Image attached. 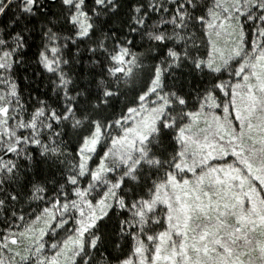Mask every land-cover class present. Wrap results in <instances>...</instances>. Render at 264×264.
<instances>
[{"label":"snow or ice","instance_id":"obj_1","mask_svg":"<svg viewBox=\"0 0 264 264\" xmlns=\"http://www.w3.org/2000/svg\"><path fill=\"white\" fill-rule=\"evenodd\" d=\"M0 264H264V0H0Z\"/></svg>","mask_w":264,"mask_h":264}]
</instances>
